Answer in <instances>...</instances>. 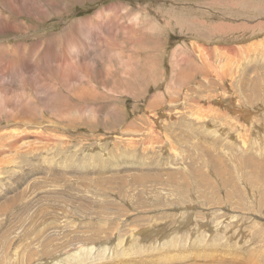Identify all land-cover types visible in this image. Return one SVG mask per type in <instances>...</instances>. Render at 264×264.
Returning a JSON list of instances; mask_svg holds the SVG:
<instances>
[{
    "label": "rangeland",
    "instance_id": "rangeland-1",
    "mask_svg": "<svg viewBox=\"0 0 264 264\" xmlns=\"http://www.w3.org/2000/svg\"><path fill=\"white\" fill-rule=\"evenodd\" d=\"M9 1L5 18L31 26H0V264H81L65 261L81 247L100 251L84 264H264V0ZM102 10L112 37L75 33L85 19L100 31ZM47 37L77 69L65 84L55 63L18 72L36 69ZM45 84L63 105L36 104L25 119L22 103L47 97ZM81 84L91 99L78 97ZM151 101L161 104L152 113ZM146 145V161L118 163L117 148ZM12 196L20 207L4 202Z\"/></svg>",
    "mask_w": 264,
    "mask_h": 264
},
{
    "label": "bare ground",
    "instance_id": "bare-ground-1",
    "mask_svg": "<svg viewBox=\"0 0 264 264\" xmlns=\"http://www.w3.org/2000/svg\"><path fill=\"white\" fill-rule=\"evenodd\" d=\"M13 1V3L11 4V2ZM9 1V3H10V5L9 4H7V6H8V8L9 9H12L13 8V4L14 3H17L18 5H19V3H20V1H22V0H10ZM30 1H32V0H30ZM35 1V0H34ZM24 2H25V0H24ZM27 2H29V1H27ZM33 2V1H32ZM55 3V2H54ZM39 4V3H38ZM26 5V4H25ZM42 6V5H41ZM26 9V8H25ZM24 9V10H25ZM19 11H22V10H19ZM28 11V13H25L26 15H28V16H33V14L32 15H30L31 13H32V11L31 10H27ZM27 11H25V12H27ZM103 11V10H102ZM24 12V11H23ZM105 12H107V11H105ZM104 11L103 12H98V16H104V15H106L107 13H105ZM3 13V9L0 7V15ZM109 13V12H108ZM11 16V15H10ZM10 16H6V18H5V16H4V14H2V16H1V18H0V26L2 27V28H4L5 30L6 29H8V28H13V29H17V30H19V29H24V28H29L31 25H27L28 23H27V21H25L23 18H12V17H10ZM105 17V16H104ZM106 17L107 18H103L102 19V17H101V19H102V21H103V26H101V28H100V31H98V29H94L93 31L92 30H90V28L88 27V29H85V27H86V25L88 24V22H87V20L85 19L84 20V22H83V20H80V21H77V24H75V26H74V30L76 31L75 33H77L78 35H80V37H82V35L83 36H85V38L86 39H88V40H90L89 39V36L92 34V33H97V35H96V37H99L100 39L101 38H103V39H106V38H110V37H112V35H114V32H115V28L113 27L114 26V24H115V22H114V18H110L108 15H106ZM96 19V18H95ZM100 19V18H99ZM100 19V20H101ZM137 19V18H136ZM135 19V20H136ZM4 20H7L8 22H10L11 24H8L7 22H5ZM106 21H109L108 23H106ZM82 22H83V24H82ZM100 22V21H99ZM178 22V21H177ZM221 26V25H220ZM264 26V25H263ZM97 28H98V26H96ZM99 27H100V25H99ZM92 29V28H91ZM105 33H108V35H106ZM72 34H73V31H72ZM105 34V35H104ZM70 35V34H69ZM75 35V34H74ZM73 35V37L75 38V36ZM68 36V35H67ZM92 36V35H91ZM93 36H95V35H93ZM57 37V36H56ZM56 37L54 38V37H52V38H50L49 37V39H48V37H47V41L45 42L46 43V45H45V49L46 50H44L43 52H44V55L45 54H47V55H49L50 56V58L49 57H47L46 55L44 56H40L41 58L39 59V60H37L38 62H37V64L34 66V67H36V69L35 70H33L32 68L30 69L29 68V70H24V69H20L18 72L20 73V74H22L21 76L23 77V78H25L26 79V75L28 76V77H32L34 74H36L38 71H44V72H47V69H51V65H53V63H55L54 65V67H59L60 69H62L63 71H64V76H63V78H62V82L65 84V82L66 81H68L69 80V78L72 76L73 77V75L74 74H76V71H77V69L75 70L74 68H73V66H72V64L68 61V59L66 58L67 56H65V54L63 55H61V56H59L57 53H56V51H55V48L56 47H54V43L56 42ZM69 38L71 37V35L70 36H68ZM72 38V37H71ZM84 38V39H85ZM92 38V37H91ZM95 38V37H94ZM83 39V38H82ZM83 39V40H84ZM97 39V38H96ZM102 39V40H103ZM70 40H72V39H70ZM81 40V39H80ZM82 40V41H83ZM86 42H87V40H86ZM97 42V41H96ZM42 43V42H41ZM71 42L70 41H68L67 42V46L69 47V46H71L72 44H70ZM90 43V42H89ZM33 44V43H32ZM43 44H44V42H43ZM80 44V43H79ZM78 44V45H79ZM114 44V43H113ZM52 45H53V48H52ZM58 45V44H57ZM59 45H60V43H59ZM37 46V44H34L33 46H31V51H34V48ZM65 46V45H64ZM9 47V46H8ZM19 47V46H18ZM96 47H97V45H96ZM20 48V47H19ZM19 48L18 49H14L13 51H15V54L16 53H19V54H16L15 56H20V52H19ZM37 48V47H36ZM78 48V47H77ZM24 49V48H23ZM42 49V48H41ZM21 50V49H20ZM26 50V49H25ZM29 50V49H28ZM40 50V49H39ZM24 51V50H23ZM77 51V50H76ZM28 52V51H27ZM35 52H36V50H35ZM40 52V51H39ZM82 52H86V50L85 49H82V50H80V53L82 54ZM23 53V52H22ZM26 53V52H25ZM31 54V53H30ZM36 54H39V53H36ZM23 55V54H22ZM34 55V54H33ZM42 55V54H41ZM83 55V54H82ZM12 56H13V54H12ZM185 56V55H184ZM14 57V56H13ZM72 57V56H71ZM70 57V58H71ZM78 57V56H77ZM76 57V58H77ZM186 57V56H185ZM19 58H21V56L19 57ZM37 58V57H36ZM69 58V57H68ZM73 58V57H72ZM71 58V59H72ZM75 58V57H74ZM85 58V57H84ZM18 59V58H17ZM23 59H25V57L23 58ZM23 59H20V60H15L14 59V64H15V66H17V65H19V64H21V65H25V61L23 60ZM82 59V58H81ZM26 60V59H25ZM24 61V62H23ZM208 62V61H207ZM206 62V63H207ZM27 63V62H26ZM81 64V63H80ZM20 65V66H21ZM79 65V64H78ZM190 65V64H189ZM29 67V66H28ZM25 68V67H24ZM83 68V67H82ZM58 69V68H57ZM79 69V68H78ZM83 69H85V68H83ZM52 71V70H51ZM62 71V72H63ZM43 72V73H44ZM56 72V71H55ZM58 72V71H57ZM84 72V71H83ZM13 73V72H12ZM59 73V72H58ZM183 73V72H182ZM41 74V73H40ZM63 74V73H62ZM85 74V73H84ZM0 75H2V74H0ZM44 75V74H43ZM87 75V74H86ZM19 76V75H18ZM22 78V79H23ZM53 78V77H52ZM29 79V78H28ZM5 80V79H4ZM33 80H35V79H33ZM27 81V80H26ZM30 81V80H29ZM36 82L38 81L39 83L40 82H42L41 80H35ZM0 83H1V81H0ZM30 84V83H29ZM34 85V84H33ZM32 85V86H33ZM72 86V85H71ZM25 87V86H24ZM27 87V86H26ZM43 88H44V90H45V92L47 93L49 90H50V88H48V86H46V84L44 85V86H42ZM89 88H83L82 87V84H81V86L79 87V91H78V97L79 98H88V99H91L93 96H94V93H93V90L90 88V86H88ZM28 89V88H27ZM26 89V90H27ZM247 91V90H246ZM245 91V92H246ZM250 91V90H249ZM25 92V91H24ZM24 94H27V92L26 93H24ZM23 94V95H24ZM76 94V95H77ZM249 94H251V93H249ZM96 95V94H95ZM37 96V95H36ZM157 96V95H156ZM56 97H57V94L56 93H54V92H50L49 91V93H48V95H47V97H45V98H39V100H36V103L35 102H32L31 100H29V102L27 103V102H24V103H22V108H23V113H24V118L25 119H32L33 118V116H34V112H35V109L37 108L36 107V104H41L42 106H44L45 108H48V107H52V111H54L55 109L56 110H60V108H61V106L63 105V101H62V98H60L59 100H61L62 101V103H59V100H57L56 101ZM22 98V97H21ZM20 98V99H21ZM28 99V98H27ZM159 99V98H158ZM24 100V98H22V101ZM26 100V99H25ZM156 100V99H155ZM160 100V99H159ZM159 102V101H158ZM158 102H156V101H151V103H150V107H149V110H148V112L149 111H151V113H152V110H153V108L154 107H157L158 105L160 106L161 104L160 103H158ZM235 102V101H234ZM237 102H238V106L236 107V113L237 114H239V115H243V114H245V112H246V109H244V108H240L239 106L241 105V103L237 100ZM248 104V103H247ZM233 106V105H232ZM36 107V108H35ZM235 108V107H234ZM233 108V109H234ZM250 108H252V107H250ZM249 108V109H250ZM43 110V109H42ZM38 111V110H37ZM248 111V110H247ZM62 112V111H61ZM154 112V111H153ZM255 112V111H254ZM203 113V112H202ZM246 114H249V113H246ZM251 114V113H250ZM230 115V114H229ZM234 115V114H233ZM252 115V114H251ZM244 116V115H243ZM246 116V115H245ZM244 116V117H245ZM250 115H249V118H248V120H250L249 121V124H251V120L252 119H250ZM6 118V117H5ZM14 118V120H15V117H13ZM13 118L11 117H9L6 121H10L11 119L13 120ZM253 118H254V116H253ZM254 120H255V118H254ZM264 120V119H263ZM264 124V123H263ZM260 125V124H259ZM14 126V125H13ZM20 125H18V127H19ZM17 127V126H16ZM21 127H22V125H21ZM24 129V128H23ZM130 129H132V126H130L129 127V130ZM25 131V130H24ZM24 131L23 130H21V129H17V128H15L13 131H12V134L13 135H16V136H18L19 138H20V141H25L26 143H30V145L33 143V140L32 139H29L28 137H29V133H24ZM218 131V130H217ZM214 133H216V131L214 130L213 131ZM40 133V132H39ZM21 134H25V136L23 137ZM36 134H38V133H36ZM31 137H34V136H36V135H30ZM9 138H11V137H9ZM17 142H18V140H15V139H13L11 142H9L10 144V146H11V149L14 147V146H16V144H17ZM23 142H22V144H23ZM118 144V143H117ZM119 145V144H118ZM117 145V146H118ZM32 147V146H31ZM120 147V145L118 146V148ZM261 147V146H260ZM117 148V152H116V154H115V156H116V158H119V161H118V163H126V162H131V163H136V164H139V163H141V162H143V161H146V158H147V155H149L148 153H149V151L150 150H154V146H148V145H146V146H141V148L139 149V148H137V147H134V146H132L131 147V150H130V152H126V153H124L123 151H121L120 149H118ZM244 148H247V146H244ZM14 150V149H13ZM146 150H148V151H146ZM8 151H10V150H8ZM102 152V151H104L105 152V150H98V152ZM0 153H2V152H0ZM118 153V154H117ZM9 154V153H8ZM262 154L264 155V148H262ZM2 155H4V154H2ZM99 156H98V161H100V160H104L105 159V153H103L102 155L101 154H98ZM118 155V156H117ZM121 156H123L124 158L123 159H120V157ZM15 157H17V156H15ZM19 157V156H18ZM9 159L11 160L12 158L11 157H9ZM14 159V158H13ZM155 161H157L158 163H160L161 164V161H160V159L159 158H157V159H154ZM9 161V160H8ZM28 162V161H27ZM26 162V163H27ZM108 165L106 164V163H101L100 164V169L99 170H101L102 172H104V170H105V168L107 167ZM133 166V165H132ZM33 167V166H32ZM29 169V168H28ZM115 169H118V167L117 168H115ZM15 170V169H14ZM38 171V170H37ZM39 173V172H38ZM36 174V173H35ZM117 176L115 175L114 176V179L116 178ZM243 177V176H242ZM125 178V177H124ZM134 179L135 180H138L137 179V177H134ZM121 180H123V181H125L124 179H122L121 178ZM229 183V182H228ZM233 183V182H232ZM222 185V184H221ZM228 185V184H227ZM232 185V184H231ZM224 186H225V184H224ZM218 188V187H217ZM207 189V188H206ZM226 189V188H225ZM227 190V189H226ZM263 190V189H262ZM208 191V190H207ZM212 191V190H211ZM215 191H217V190H215ZM220 191V190H219ZM225 192V191H224ZM263 193V192H262ZM217 194H218V191H217ZM205 196V194H204V192L202 193V196ZM212 196H214L213 194H211ZM220 195V194H219ZM224 195H226V194H224ZM55 196H57V195H55ZM210 196V195H209ZM217 196V195H216ZM19 197H20V195H19ZM24 197V196H23ZM206 197H208V194H207V196ZM215 197V196H214ZM219 198H220V196H218ZM260 197V196H259ZM21 198V197H20ZM225 198V197H224ZM261 198V197H260ZM24 199V198H23ZM226 199V198H225ZM224 199V200H225ZM17 200H19L18 199V197L17 196H12V198H8V199H6V200H4V202L5 203H7V205L9 206V207H12V206H14L13 205V203L15 202V204L17 203V205L19 206V204L20 203H18L17 202ZM216 200H217V198H216ZM219 200V199H218ZM232 200V199H231ZM260 200V199H259ZM3 201V200H2ZM13 201V202H12ZM209 201V200H208ZM221 201H222V199H221ZM264 201V200H263ZM3 202V203H4ZM20 202V201H19ZM26 202V201H25ZM212 202V201H211ZM213 202H214V200H213ZM212 202V203H213ZM224 202V201H223ZM222 202V203H223ZM225 202H228V201H225ZM231 202V201H230ZM262 202V201H261ZM27 204H26V207L27 206H29L30 204L32 205V199H30V201H28V202H26ZM211 203V205H213ZM6 205V204H5ZM16 205V206H17ZM24 205V204H23ZM37 205V204H36ZM40 205V204H39ZM52 205V204H51ZM2 205H0V209L2 208L1 207ZM17 206V207H18ZM34 206V205H33ZM210 206V205H209ZM260 206V205H259ZM20 207V206H19ZM25 207V206H24ZM31 206H29V208H30ZM212 207V206H211ZM229 207V206H228ZM262 207H263V205H262ZM262 207H261V209H262ZM33 208H35V207H33ZM43 208H45V207H43ZM48 208V207H47ZM51 208V207H50ZM17 209V208H16ZM32 209V208H31ZM221 209V208H220ZM18 210V209H17ZM20 210V209H19ZM22 211H23V209H22ZM21 212V211H20ZM258 212H260V211H258ZM38 213V212H37ZM40 213V212H39ZM38 213V214H39ZM261 213V212H260ZM22 215V214H21ZM24 215V214H23ZM48 215V214H47ZM32 216V215H31ZM43 216V215H42ZM237 216V215H236ZM34 217V216H33ZM37 217V216H36ZM39 217V216H38ZM29 218V217H28ZM39 218H41V217H39ZM45 219V218H44ZM231 219V218H230ZM233 219V218H232ZM236 219H238V218H236ZM30 220H32V219H30ZM38 220V219H37ZM48 220V219H47ZM229 221V220H228ZM244 221V220H243ZM32 222V221H31ZM53 222V221H52ZM246 222V221H245ZM263 222V221H262ZM34 224V223H33ZM54 224V223H53ZM234 224H235V222H234ZM240 224H242V223H240ZM240 224H238V225H240ZM262 224H264V222L262 223ZM41 225V224H40ZM50 226V225H49ZM260 226V225H259ZM264 226V225H263ZM45 227V226H44ZM234 227V226H233ZM33 228H34V226H33ZM33 228H32V230H33ZM39 228V227H38ZM38 228H36V229H34L33 230V232L32 233H36L37 234V229ZM237 228V227H236ZM239 228V227H238ZM41 229L42 228H40V231H41ZM264 229V228H263ZM262 229V230H263ZM36 230V231H35ZM234 230V229H233ZM66 236V235H65ZM71 236V235H70ZM70 236H69V238H70ZM233 236V235H232ZM64 239V238H63ZM64 241H67V240H63V243H64ZM71 241V240H70ZM52 242V241H51ZM58 242V241H57ZM48 244V243H47ZM120 244V246H122L123 245V243L122 242H120L119 243ZM132 244L133 243H130V246H127V250H125L124 251V256H127V255H129V253L131 252V251H134V250H136V247H134V246H132ZM52 246V245H51ZM56 247H57V245H56ZM81 247V246H80ZM90 247V246H89ZM116 247L118 248L119 246L118 245H116ZM92 247H90V248H83V247H81V248H79V249H77V252L75 251L74 252V254H71V257H72V259L70 260H68V259H66L65 261L66 262H68V263H74L76 260H78V263H81V264H84L85 262H87V263H89V261H98V254H99V252L100 251H96L97 253L96 254H91V249ZM116 248V256H118L119 258H123V252H121L120 251V249H117ZM60 249V248H59ZM102 249V248H101ZM107 249V248H106ZM96 250V249H95ZM103 250H105V249H102V251ZM21 251H22V249H21ZM20 251V252H21ZM94 252V251H93ZM60 253V252H59ZM68 253V252H67ZM95 253V252H94ZM102 253V252H101ZM133 253H135V252H133ZM19 254V253H18ZM23 254V253H22ZM25 255H26V253H24ZM102 255V254H101ZM104 255V254H103ZM106 255V254H105ZM18 256V255H17ZM24 256V255H23ZM108 256V255H107ZM122 256V257H121ZM183 256V255H182ZM113 257V256H112ZM16 258H18V257H16ZM66 258V257H65ZM92 258V259H91ZM107 258H109V257H107ZM20 259V258H19ZM109 260V259H108ZM124 260H126V259H124ZM246 260H248V262L249 263H252V264H255L254 262H253V260L251 259H246ZM131 262V261H130ZM52 264H55V262L53 263V262H51ZM97 263V262H96ZM95 263V264H96ZM39 264H42V263H39ZM67 264V263H66ZM101 264V263H100ZM129 264V263H128Z\"/></svg>",
    "mask_w": 264,
    "mask_h": 264
},
{
    "label": "clouds",
    "instance_id": "clouds-1",
    "mask_svg": "<svg viewBox=\"0 0 264 264\" xmlns=\"http://www.w3.org/2000/svg\"><path fill=\"white\" fill-rule=\"evenodd\" d=\"M138 15H139V13L134 14L133 17L131 18V21H134V20L137 18ZM131 21H130V22H131Z\"/></svg>",
    "mask_w": 264,
    "mask_h": 264
}]
</instances>
